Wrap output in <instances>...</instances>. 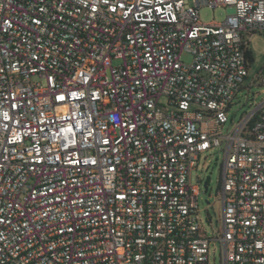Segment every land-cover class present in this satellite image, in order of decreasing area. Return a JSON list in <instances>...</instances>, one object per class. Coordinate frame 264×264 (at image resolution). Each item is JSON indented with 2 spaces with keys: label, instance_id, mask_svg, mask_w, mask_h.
<instances>
[{
  "label": "built area",
  "instance_id": "built-area-1",
  "mask_svg": "<svg viewBox=\"0 0 264 264\" xmlns=\"http://www.w3.org/2000/svg\"><path fill=\"white\" fill-rule=\"evenodd\" d=\"M256 34L264 0H0V264H264V101L226 129Z\"/></svg>",
  "mask_w": 264,
  "mask_h": 264
},
{
  "label": "rangeland",
  "instance_id": "rangeland-1",
  "mask_svg": "<svg viewBox=\"0 0 264 264\" xmlns=\"http://www.w3.org/2000/svg\"><path fill=\"white\" fill-rule=\"evenodd\" d=\"M227 17L225 9L203 8L201 21L205 24L213 21L220 23ZM250 48L254 53L255 62L250 66L249 78L245 81L243 89L234 100L232 108L228 112L229 123L226 129L237 124L246 114L264 101V34H256L251 39ZM184 61H191L188 55L183 56ZM166 99H162L165 102ZM224 152L219 148H213L204 152L199 162V168L192 174L193 185L201 183V195L199 197V217L202 222V230L208 237L216 236L221 225L222 200L218 197ZM205 183H208L209 191L205 192ZM210 264H221V251L216 244L210 251Z\"/></svg>",
  "mask_w": 264,
  "mask_h": 264
},
{
  "label": "trees",
  "instance_id": "trees-1",
  "mask_svg": "<svg viewBox=\"0 0 264 264\" xmlns=\"http://www.w3.org/2000/svg\"><path fill=\"white\" fill-rule=\"evenodd\" d=\"M246 59L249 67L255 62V56L250 46L246 49Z\"/></svg>",
  "mask_w": 264,
  "mask_h": 264
},
{
  "label": "water",
  "instance_id": "water-1",
  "mask_svg": "<svg viewBox=\"0 0 264 264\" xmlns=\"http://www.w3.org/2000/svg\"><path fill=\"white\" fill-rule=\"evenodd\" d=\"M204 187H205V192L207 193L209 191L208 183H205Z\"/></svg>",
  "mask_w": 264,
  "mask_h": 264
}]
</instances>
